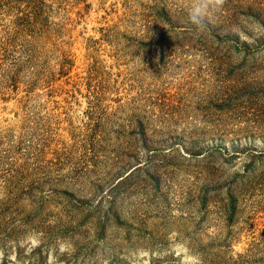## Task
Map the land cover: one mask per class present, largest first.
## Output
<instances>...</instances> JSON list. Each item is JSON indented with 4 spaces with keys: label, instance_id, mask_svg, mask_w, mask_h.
<instances>
[{
    "label": "rangeland",
    "instance_id": "1",
    "mask_svg": "<svg viewBox=\"0 0 264 264\" xmlns=\"http://www.w3.org/2000/svg\"><path fill=\"white\" fill-rule=\"evenodd\" d=\"M46 2L0 1V264H264V0Z\"/></svg>",
    "mask_w": 264,
    "mask_h": 264
},
{
    "label": "clouds",
    "instance_id": "2",
    "mask_svg": "<svg viewBox=\"0 0 264 264\" xmlns=\"http://www.w3.org/2000/svg\"><path fill=\"white\" fill-rule=\"evenodd\" d=\"M225 0H191L189 8V20L197 28L203 29L206 21L219 12Z\"/></svg>",
    "mask_w": 264,
    "mask_h": 264
},
{
    "label": "trees",
    "instance_id": "3",
    "mask_svg": "<svg viewBox=\"0 0 264 264\" xmlns=\"http://www.w3.org/2000/svg\"><path fill=\"white\" fill-rule=\"evenodd\" d=\"M0 1H5L9 3H17L19 4H24V8L22 15L18 16V26H21L18 30H15L17 34H21L25 29L27 28L28 25H31L34 21L31 22L29 20L31 16L33 15L34 17H38L40 13L44 12L43 7L47 6L48 3L46 0H0ZM25 23V25H24ZM24 25V27H22ZM3 264H7V262L3 261Z\"/></svg>",
    "mask_w": 264,
    "mask_h": 264
}]
</instances>
